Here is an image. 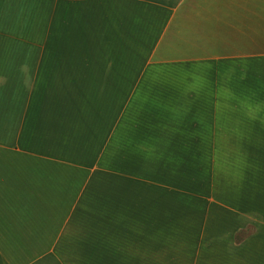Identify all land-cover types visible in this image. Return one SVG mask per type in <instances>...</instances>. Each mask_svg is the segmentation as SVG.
Returning a JSON list of instances; mask_svg holds the SVG:
<instances>
[{
  "label": "crops",
  "instance_id": "crops-1",
  "mask_svg": "<svg viewBox=\"0 0 264 264\" xmlns=\"http://www.w3.org/2000/svg\"><path fill=\"white\" fill-rule=\"evenodd\" d=\"M184 2L0 0V264H264V52Z\"/></svg>",
  "mask_w": 264,
  "mask_h": 264
},
{
  "label": "rangeland",
  "instance_id": "rangeland-1",
  "mask_svg": "<svg viewBox=\"0 0 264 264\" xmlns=\"http://www.w3.org/2000/svg\"><path fill=\"white\" fill-rule=\"evenodd\" d=\"M177 3L179 0H175ZM181 1V0H180ZM185 2L181 4L180 8L177 11V14L174 16L173 24L169 28L168 34L162 39V47L164 45H174L177 43L182 44L183 49L185 48V42L187 41V47L190 44H193V37H190L188 34H184V37L178 39L175 35H172L174 32L181 29L180 21L184 20V17L190 15H198V5L205 8L208 5L213 6V9L216 11L217 6H221V11L223 16H231L235 20L231 19L230 28L234 27L236 33L231 29V32L236 35V40L243 38L241 33L245 35L248 39L246 45L251 50H255L259 53L264 52V0H204L207 2L200 3L198 0H184ZM214 1V2H212ZM230 8V11H228ZM220 11V13H221ZM161 24V23H159ZM222 26H225V22L221 23ZM161 25L156 27V32L154 35L160 34ZM149 32H154V28ZM153 34V33H152ZM147 40V37H144ZM234 39V38H233ZM247 46H244L248 48ZM243 47V48H244ZM241 50V49H240ZM160 53V50H158ZM245 50L244 52H246ZM161 54V53H160ZM201 56V55H197ZM205 56V55H202ZM156 60H160V55L156 56ZM254 69L248 68L247 65H244L241 70H237V89L235 97H253V91L257 92L255 97L261 96V91L264 93V59L261 61H251ZM263 64L262 68H257V65ZM243 86V87H242ZM259 89V90H258ZM259 95V96H258ZM223 96V93H222ZM252 232L248 230L247 234Z\"/></svg>",
  "mask_w": 264,
  "mask_h": 264
}]
</instances>
